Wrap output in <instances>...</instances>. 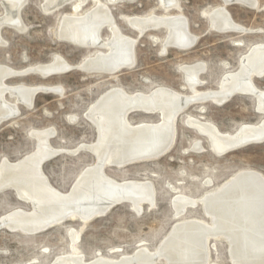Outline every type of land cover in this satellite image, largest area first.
Listing matches in <instances>:
<instances>
[{"label": "bare ground", "instance_id": "obj_1", "mask_svg": "<svg viewBox=\"0 0 264 264\" xmlns=\"http://www.w3.org/2000/svg\"><path fill=\"white\" fill-rule=\"evenodd\" d=\"M27 1L0 0L3 10L0 15V46L6 45L1 34L4 27L20 32L26 30L21 11ZM136 1L43 0L41 7L48 15L70 7V12L59 19L56 34L62 41L92 50L93 54L79 65L91 75L114 76L124 70H133L137 66L135 48L138 39L159 29L166 30L165 38L160 40L154 35L151 38L154 43H161L163 54L170 48L188 51L196 46L199 37L190 30L188 19L178 13L127 16L126 25L137 33V38L125 34L117 24L110 3L118 5ZM235 1L251 8L258 7L257 0ZM89 4L93 6L85 11ZM159 4L165 13L181 10L178 0H159ZM206 14L212 30L223 34L249 33L250 29L233 21L224 3ZM104 30L109 31V37L103 36ZM202 63L185 64L180 68L185 80L183 89L189 88V94L164 86L155 87L148 93H129L124 88L113 87L101 94L85 114L96 130L95 142L67 151L71 154L89 152L95 163L82 170L67 193L56 189L43 170L45 163L64 152L51 145L54 130L33 132L37 147L32 153L14 163L8 159L0 163V192L14 190L21 201L30 204L31 210L17 208L10 211L0 218V230L7 228L11 232L36 235L69 221L79 220L86 225L104 217L122 201L130 202L132 209L139 214L145 203L154 206V185L150 181L116 180L106 173L107 168L155 161L171 153L176 143L177 119L199 103L224 105L237 95H248L255 99L257 111L264 116V90L255 84V79L264 75V42L248 48L239 68L225 73L217 90H199L205 84L201 76L206 64ZM71 67L60 55H55L48 64L25 71L0 64V126L19 115L20 104L32 108L39 91L64 94L57 87L10 86L7 81L29 73L37 75L38 72L43 78H49L52 73L65 74ZM224 67L229 65L225 63ZM7 96L14 101L10 102ZM140 112L158 114L160 120L132 123L130 116ZM71 120L75 121V118ZM185 123L205 136L211 151L218 156H224L222 153L234 144L264 138V118L259 123L243 124L233 133L222 132L214 123L194 116H186ZM203 147L197 143L194 149L202 152ZM204 184L211 187L213 182L207 179ZM173 190L175 218H183L190 208L201 207L206 219L180 220L155 250L142 245L133 254L117 259L98 256L86 261L77 248L79 233L70 230L71 250L57 256L50 264H157L160 261L164 264H215L211 259L212 240L226 243L231 264H264V174L251 169L241 170L201 197L181 194L176 188Z\"/></svg>", "mask_w": 264, "mask_h": 264}, {"label": "rangeland", "instance_id": "obj_2", "mask_svg": "<svg viewBox=\"0 0 264 264\" xmlns=\"http://www.w3.org/2000/svg\"><path fill=\"white\" fill-rule=\"evenodd\" d=\"M257 1V8L240 3L227 6L233 21L240 27L250 29L246 34H223L210 28L206 12L222 6V0H178L180 12L167 13L159 0H137L118 5L110 3L118 26L132 38H137V33L126 25L125 17L178 13L188 19L190 30L199 37L198 43L188 51L170 48L163 54L161 43H154L151 38L152 35L160 40L165 38L166 30L159 29L138 39L135 48L137 66L133 70H124L114 76L91 75L74 70L49 78L29 73L10 79L7 81L10 86L24 84L29 87H57L64 94L39 93L32 108L19 105V115L0 126V163L4 159L14 163L32 153L37 147L33 132L54 130L51 145L64 152L45 163L43 170L56 189L67 193L82 170L95 163L94 156L89 152L71 154L67 151L75 150L84 143L95 142L96 130L85 118V114L101 94L113 87L124 88L129 93H148L158 86L189 94V88L183 89L185 80L180 68L199 61L206 64V70L201 76L205 84L199 90H217L224 74L239 68L248 48L264 42V0ZM42 4L43 0L27 1L21 11V18L26 26L24 32L3 28L1 34L6 47L0 46V64L16 71H25L40 64H48L55 55H60L76 67L93 54L92 50L57 37L58 21L64 13L70 12V7L60 13L48 15L43 11ZM92 6L89 4L85 11ZM2 13L0 6V15ZM104 31L103 36L109 37V31ZM239 42L243 45L240 46ZM225 63L229 65L228 68L224 67ZM255 84L264 90V77L256 78ZM7 97L10 102L14 101ZM186 116L210 121L222 132L229 133L235 132L243 124L259 123L264 118L257 111L255 99L248 95H237L224 105L207 102L190 107L177 119V144L175 143L171 153L155 161L124 168L109 167L106 170L110 177L119 181H150L155 188L153 207L144 204L138 214L130 204H121L104 217L86 225L79 220L69 221L36 235H24L3 228L0 230V264H50L57 256L71 250L70 230L79 233L77 248L86 261L98 256L117 259L122 255L133 254L142 245L153 251L178 221L193 217L205 218L201 207L190 208L183 218H175L172 207L175 196L173 188L181 194L201 197L241 170L251 169L264 174V143L247 146L224 156L215 155L208 139L185 123ZM71 118H75V121ZM130 120L134 124L155 123L160 120V116L140 112L131 115ZM197 143L204 146L202 152L194 149ZM207 179L212 180L211 187L204 184ZM17 208L31 210L30 204L21 201L14 190L0 192V218ZM228 255L226 243L211 241V259L215 264H231Z\"/></svg>", "mask_w": 264, "mask_h": 264}, {"label": "water", "instance_id": "obj_3", "mask_svg": "<svg viewBox=\"0 0 264 264\" xmlns=\"http://www.w3.org/2000/svg\"><path fill=\"white\" fill-rule=\"evenodd\" d=\"M222 2L224 3V4H226L227 6H230V5H234V4H237L238 3V1H235V0H232V1H224V0H222ZM74 70H81V71H83L82 70V68L80 67V66H76V67H74V66H72L70 69H69V71L67 72V73H69V72H71V71H74ZM40 72H38V74H39ZM40 75H41V73H40ZM58 74L57 73H52L50 76H57ZM42 76V75H41ZM262 77H264V75L262 76ZM41 92H43V91H39V93H41ZM235 96V95H234ZM264 143V138H262V139H259V140H250V141H247V142H244V143H237V144H234V145H232L228 150H226V151H224L223 153H222V155H226V154H229L230 152H233V151H236V150H239V149H241V148H244V147H247V146H251V145H256V144H263ZM163 156H161L160 158H162ZM127 167V166H126ZM155 200V199H154ZM126 203H130V202H128V201H122V202H120V203H117L116 205L118 206V205H121V204H126ZM146 204V203H145ZM116 207V206H115ZM111 211V210H110ZM109 211V212H110ZM109 212H107L106 214H108ZM51 229V228H50ZM1 230H3V229H1ZM49 230V229H48Z\"/></svg>", "mask_w": 264, "mask_h": 264}]
</instances>
